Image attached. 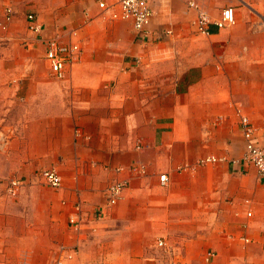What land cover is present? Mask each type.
<instances>
[{"label": "crops", "instance_id": "0c3cea01", "mask_svg": "<svg viewBox=\"0 0 264 264\" xmlns=\"http://www.w3.org/2000/svg\"><path fill=\"white\" fill-rule=\"evenodd\" d=\"M116 1L0 0V119L21 118L0 155V264H54L62 250L74 252L63 264H264V180L232 163L244 153L240 116L264 146V0H192L208 36L190 0L152 1L145 35L113 17ZM11 5L20 16L7 21ZM226 8L236 23L218 28ZM54 38L82 49L61 80L44 54ZM208 156L228 161L198 164ZM46 169L59 188L42 182ZM116 181L127 186L108 206Z\"/></svg>", "mask_w": 264, "mask_h": 264}, {"label": "built area", "instance_id": "2783aa9c", "mask_svg": "<svg viewBox=\"0 0 264 264\" xmlns=\"http://www.w3.org/2000/svg\"><path fill=\"white\" fill-rule=\"evenodd\" d=\"M152 1L154 0H117L112 6L118 7L119 11L115 12L113 17L132 21L136 31L140 35H145L149 31V26L154 16ZM99 6L102 9H107V0H100ZM188 6L197 11V17L194 21L196 31L203 36H208L210 34L209 25L211 23L209 15L202 10L195 1L190 0ZM5 17L7 21L11 20L12 10L10 8L6 10ZM235 23L236 18L232 8L224 9L221 18L215 22L218 28L231 27ZM27 28L29 31L37 35H41L44 30L43 25L40 23L38 16L35 13H29L27 15ZM81 53L82 49L78 44L63 43L59 39L54 38L46 41V51L44 54L52 76L61 80L66 76L67 67L79 61ZM239 123L245 140L244 153L241 160L233 159L232 163L234 165L245 164L253 166L257 170L259 178L264 180V146L258 142L256 138V129L247 116H240ZM11 140L8 129L0 127L1 153L8 152ZM138 148H140V145H138ZM226 161H228V158L226 157L208 156L200 159L198 164L206 165ZM132 170L141 174L145 173L144 167L133 166ZM41 179L45 185L55 189L62 185V178L56 169L43 170L41 172ZM167 180L166 174L160 175L162 185H166ZM22 185L23 181L21 179L12 180L7 191L10 195H15ZM126 186V181H116L107 187L105 193L108 206H113L119 201ZM76 208L80 211L81 207L80 205H77ZM248 215L251 216L252 214L248 213ZM69 223L75 230L81 228V220L78 215L72 216ZM159 245L162 246L164 243L159 242ZM73 253V250L68 252L62 250L54 264H63L64 260L72 259L74 256ZM214 257L215 253L208 252L206 260L210 262Z\"/></svg>", "mask_w": 264, "mask_h": 264}, {"label": "rangeland", "instance_id": "374dc122", "mask_svg": "<svg viewBox=\"0 0 264 264\" xmlns=\"http://www.w3.org/2000/svg\"><path fill=\"white\" fill-rule=\"evenodd\" d=\"M8 8H10L11 10H12V17L11 18H14V20L15 19H18V16H20V11H17V10H15V8L11 5V6H5L4 7V9H3V15L6 13V10L8 9ZM29 13H36L37 14V12L36 11H34L33 9H28L27 10V12H25L24 13V15H23V18H26V16H27V14H29ZM21 18V20H22V17H20ZM20 120H21V118H18V120H16V118L13 116V117H10V115H8V116H6V115H3V117L0 119V122L1 121H5L3 124H1L0 125V127H2V128H6V129H8V131H9V135H10V137H11V143H13V141L16 139V137L18 136V134H17V124L20 122ZM11 147V146H10ZM10 148H9V150H8V152H6V153H1L0 152V155L1 156H3V157H6V158H8V154L10 153ZM9 159V158H8ZM7 161H9V160H7ZM6 161V162H7ZM10 180H8V181H6V183H8L7 184V189L6 190H8V186H9V184H10V182L12 181H10ZM43 182V181H42ZM6 185V184H5ZM3 196H5L6 197V202L8 203V206L9 205H11V202L14 200V199H16L17 197H19V194L18 193H16L15 195H10V193L8 192V191H6V192H4V195ZM22 204V201H20V205ZM25 258V257H24ZM23 260V259H22ZM20 264H28V262H27V260L26 259H24L23 261H22V263H20ZM30 264V263H29Z\"/></svg>", "mask_w": 264, "mask_h": 264}]
</instances>
